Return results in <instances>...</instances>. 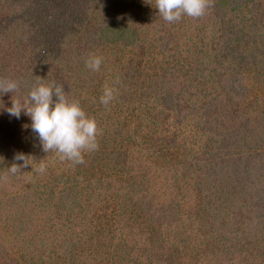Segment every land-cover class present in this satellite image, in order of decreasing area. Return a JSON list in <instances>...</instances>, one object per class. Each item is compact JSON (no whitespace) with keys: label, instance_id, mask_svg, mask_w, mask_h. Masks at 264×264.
Returning <instances> with one entry per match:
<instances>
[{"label":"trees","instance_id":"16d2710c","mask_svg":"<svg viewBox=\"0 0 264 264\" xmlns=\"http://www.w3.org/2000/svg\"><path fill=\"white\" fill-rule=\"evenodd\" d=\"M0 78L5 108L62 85L99 145L61 160L0 108V264H264V0H0Z\"/></svg>","mask_w":264,"mask_h":264},{"label":"clouds","instance_id":"9594fccd","mask_svg":"<svg viewBox=\"0 0 264 264\" xmlns=\"http://www.w3.org/2000/svg\"><path fill=\"white\" fill-rule=\"evenodd\" d=\"M209 0H155V9L159 16L168 23L181 20L182 16L199 18L205 14ZM103 58L89 55L85 60V67L91 71H99ZM18 82L0 78V96L14 93L18 89ZM55 97V99H53ZM115 99V88L105 85L100 96L101 105L107 107ZM4 108L7 114L20 119L23 113L30 118V130L35 134L41 149L45 153L54 152L61 160L71 161L73 164L84 163V153L98 149L97 123L83 111L76 101H70L62 85L55 83L37 84L21 104L11 99L10 107ZM16 161L22 164H13L9 172L15 175L22 167L31 165L29 156L17 153ZM32 167V165H31ZM46 165L41 163L36 171L43 173Z\"/></svg>","mask_w":264,"mask_h":264},{"label":"rangeland","instance_id":"374dc122","mask_svg":"<svg viewBox=\"0 0 264 264\" xmlns=\"http://www.w3.org/2000/svg\"><path fill=\"white\" fill-rule=\"evenodd\" d=\"M212 257H209V259L208 260H210ZM213 261V260H212Z\"/></svg>","mask_w":264,"mask_h":264}]
</instances>
